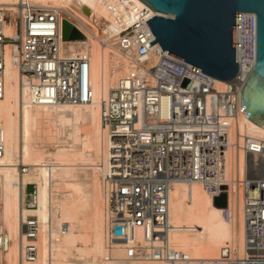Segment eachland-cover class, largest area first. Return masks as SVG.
Wrapping results in <instances>:
<instances>
[{"label":"built area","instance_id":"obj_1","mask_svg":"<svg viewBox=\"0 0 264 264\" xmlns=\"http://www.w3.org/2000/svg\"><path fill=\"white\" fill-rule=\"evenodd\" d=\"M102 4L120 28L108 43L117 49V69L122 72L100 104L107 156L98 174L106 198L107 252L123 245L124 261L185 262L187 256L169 239L174 229L169 226L170 194L177 183L197 184L213 202L225 195L222 219L242 233L241 250H225V259L236 254L231 264H264V140L240 129L241 122L249 121L240 107L239 91L255 64V15L236 16L238 74L223 83L168 55L157 43L150 46L155 38L145 22L156 14L144 4L133 0H102ZM13 7L14 13L0 6V100L9 46L31 105L53 109L91 102L86 47L76 44L72 51L65 47L69 41L87 40L92 34L89 28L71 25L63 34L65 14L50 4L16 0ZM91 19L99 28L100 20ZM7 27L12 29L9 36ZM72 30L81 37L70 39ZM4 152L0 130V159ZM29 187L33 190L27 191V208L33 206L36 194L35 187ZM191 197L187 193V206ZM43 225L40 228L35 218L23 221L27 243L21 246V262L37 256L40 236L54 243L48 222ZM115 228H120V235H115ZM3 239L0 229V264H4Z\"/></svg>","mask_w":264,"mask_h":264},{"label":"bare ground","instance_id":"obj_2","mask_svg":"<svg viewBox=\"0 0 264 264\" xmlns=\"http://www.w3.org/2000/svg\"><path fill=\"white\" fill-rule=\"evenodd\" d=\"M53 5L64 12L63 34L74 25L89 28L87 40L69 41L72 51L84 44L88 53L91 102L76 106L61 104L53 109L30 104L28 91L19 83L17 69L5 47L4 96L0 100V130L5 152L0 159V229L4 237V264H136L125 260L124 246L107 252L105 247V203L99 183V167L105 165L107 145L100 120V104L117 78V49L108 39L120 31L107 13L102 0H33ZM141 4L139 0H133ZM16 0H0V6L15 12ZM88 14H83L82 9ZM154 14V13H152ZM100 20L99 28L91 18ZM131 21L126 22L129 26ZM12 29H5L11 35ZM104 43V45L102 44ZM240 129L264 140V127L249 120ZM35 186L31 208L25 205L28 186ZM187 193L191 205L187 206ZM38 220L40 228L48 222L54 243L39 237L37 256L21 262L23 221ZM169 226L174 228L170 242L187 256L180 264H231L226 251L241 250L242 233L226 223L221 208L193 184L177 183L170 194ZM61 240V241H60ZM23 241V242H22ZM35 242V241H34ZM73 250L77 260H72ZM222 257L221 258V253ZM110 258L106 261V254ZM138 264V263H137ZM139 264H167L143 262Z\"/></svg>","mask_w":264,"mask_h":264},{"label":"water","instance_id":"obj_3","mask_svg":"<svg viewBox=\"0 0 264 264\" xmlns=\"http://www.w3.org/2000/svg\"><path fill=\"white\" fill-rule=\"evenodd\" d=\"M156 14L145 24L162 51L194 66L219 82L233 81L238 74L234 29L238 14L255 15V64L240 91V107L249 120L264 127V0H139ZM88 14L86 9H82ZM72 30L70 39L80 38ZM226 207V197L214 199ZM115 228V235H120Z\"/></svg>","mask_w":264,"mask_h":264},{"label":"rangeland","instance_id":"obj_4","mask_svg":"<svg viewBox=\"0 0 264 264\" xmlns=\"http://www.w3.org/2000/svg\"><path fill=\"white\" fill-rule=\"evenodd\" d=\"M34 186V185H33ZM35 187V186H34ZM32 187H29L28 189H27V191H28V193H31L32 192ZM61 241V240H60ZM76 251L75 250H73V255L72 256H70V258H72V260H77L78 258L75 256L76 255V253H75Z\"/></svg>","mask_w":264,"mask_h":264},{"label":"snow or ice","instance_id":"obj_5","mask_svg":"<svg viewBox=\"0 0 264 264\" xmlns=\"http://www.w3.org/2000/svg\"><path fill=\"white\" fill-rule=\"evenodd\" d=\"M125 191H127V190L125 189Z\"/></svg>","mask_w":264,"mask_h":264}]
</instances>
